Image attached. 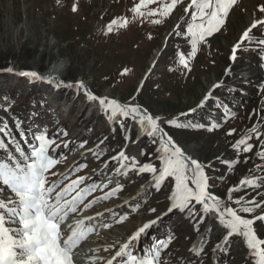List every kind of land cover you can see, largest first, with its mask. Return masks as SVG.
I'll return each mask as SVG.
<instances>
[{"label": "rangeland", "instance_id": "rangeland-1", "mask_svg": "<svg viewBox=\"0 0 264 264\" xmlns=\"http://www.w3.org/2000/svg\"><path fill=\"white\" fill-rule=\"evenodd\" d=\"M139 2L0 0V59H7V65L0 69V119L6 128L0 140L7 151L22 159L16 148L30 155L31 145L37 143L34 136L46 133L55 140L49 154L58 161L50 170L55 175H48L50 183L58 181L62 187L84 176L86 184L101 185L95 193L85 194V202L116 187L117 182L122 185V190L108 200H99L90 208L79 205L66 222L75 226V220H83L86 229L91 227L75 248L94 247L88 264H107L129 236L157 216L158 222L134 242V255L141 257L157 241L172 236L162 255L165 264H257L239 235L223 245L226 232L203 213L202 206L193 202L195 216L187 210L168 211L174 178L166 179L157 190L150 173L129 170L127 175L117 174L115 169L121 162L111 157L121 151L135 157L140 165L152 163L159 169L158 143L154 144L131 118L110 119V111H105L98 100H89L85 90L75 85L82 81L93 95L139 105L161 121L176 118L178 123L204 124V128L166 124L164 128L204 165L208 191L223 202L222 207L238 210L240 205L235 201L239 198H243L241 203L253 198L264 201V183L259 182L264 178V156L259 155L264 151V44L258 43L264 38V26L253 29L252 39L241 42L235 61L230 59L243 32L253 21L264 19L260 11L264 0H237L220 31L207 37L194 57L189 55L190 37L185 34L195 10L189 7L191 0H180L166 17L161 14L163 6L171 0L146 4L141 8L144 17L131 11ZM73 4L77 5L75 12ZM150 12L155 15H148ZM113 19L117 24L108 33L107 26ZM156 20L160 22L154 23ZM181 54L187 59V68L179 63ZM53 65L61 66L60 75H47ZM249 66L259 67L260 75H245ZM32 71L40 78L21 75ZM18 80L21 82L12 91V82ZM217 83L220 87L213 89ZM210 90L212 95L203 108H198ZM42 96L47 102L44 106L40 103ZM194 108L196 112L181 116ZM213 124L217 126L209 131ZM253 128L260 133L259 138ZM230 130L235 131L229 135ZM246 137L253 144L250 152L245 153L243 146L233 147ZM85 140L87 144L81 148ZM98 149L99 155H94ZM6 155L0 149V160ZM82 164L86 167H80ZM254 178L258 180L256 186L241 184ZM233 188L235 191L230 192ZM135 203L140 204L138 209L130 207ZM153 208L155 213L150 211ZM124 210L129 211L126 221L116 223L111 219L113 212L118 218ZM238 214L253 219L257 238L264 240V220L255 219L264 215V207ZM104 223L111 227H103ZM64 229L62 224V236L66 238L69 232ZM217 244L227 251L217 250ZM201 246L203 252L197 256L193 249ZM120 259L113 264H120Z\"/></svg>", "mask_w": 264, "mask_h": 264}, {"label": "snow or ice", "instance_id": "snow-or-ice-1", "mask_svg": "<svg viewBox=\"0 0 264 264\" xmlns=\"http://www.w3.org/2000/svg\"><path fill=\"white\" fill-rule=\"evenodd\" d=\"M153 0H140L131 11L141 17L145 13L141 8ZM60 3V0H57ZM180 3V0H171L163 6L162 15L168 16L173 9ZM237 3V0H191L189 7H194L191 14V23L187 24L186 35L190 37L191 52L190 56H195L198 47L202 43H206V38L211 37L214 33L219 32L221 26L225 22V17L230 9ZM72 11H77V5L73 4ZM186 13L187 8L184 10ZM260 11L264 12V5L260 6ZM148 15H155V12H150ZM159 23V20L153 21ZM117 24V20L113 19L107 26V32L113 31V25ZM121 24V27L125 26ZM264 26V19H257L252 22L240 37V42H237L232 49L231 60L235 61L237 49L241 47V42L252 39V31L257 26ZM179 28V26H177ZM107 34V33H106ZM180 35L178 31L176 33ZM258 43L264 44V38L259 39ZM179 63L185 68L188 67L187 59L184 54L180 55ZM8 71H12L11 68ZM127 69H125V72ZM21 75L30 76L32 78H40L35 71L22 72ZM59 86V85H57ZM69 87L73 86L71 84ZM79 89H84L88 99L99 101V105L105 110L110 111V119H115L118 116L131 118L137 122L141 129L147 135L153 138V143H158L156 152L157 159L161 162L159 169L152 163H144L140 165L135 157L125 155L124 151L112 156L111 160L120 161V167L116 168L117 174L127 175L128 171L139 173L152 174V180L155 188L158 190L160 186L168 178H174L175 187L170 195V207L168 211L178 209L180 211L187 210L190 216H195L193 208L195 205L202 206V211L205 214H212L219 219V225L222 226L226 235L223 238V245L227 246L229 238L234 235H239L245 238L247 247L252 250L254 257L257 259V264H264V240L258 239L253 229V219H246L238 214L254 213L256 209L264 207V201L257 202L255 198L246 203H241L243 198L235 201L240 205L237 210L234 207H222L223 202L208 191V177L205 173L204 165L197 159H194L188 150L179 145L168 132L165 131L164 125L182 127V128H204V124L193 123H178L176 118L161 121L159 117H154L146 109L139 105L124 104L116 99H108L107 97L100 98L87 91L86 85L81 81L75 85ZM217 83L213 89L219 88ZM212 91L201 100L198 108H203L208 101ZM197 109H190L188 113H181V116H187L190 113L196 112ZM217 125L213 124L209 127L211 131ZM5 129H0V133H4ZM235 130H230L229 135ZM259 138L260 133L253 128L251 130ZM23 136L24 133L22 132ZM67 135V133H63ZM37 142L31 145L30 155L25 154L19 147L16 152L20 154L22 159H17L12 152L7 151V145L3 140H0V149L7 152L6 159L0 160V184L5 187H0V264H74L73 250L77 247L78 242L85 235V231H91L89 226L87 229L84 226L83 220H75V226L72 223H66L71 214L77 213L79 205L83 208H90L93 203L99 200H108L122 190V185L117 182L116 187L105 191L103 195L96 196L95 199H89L85 202V194L95 193L101 185L95 183L86 184V177L77 176L70 182L60 187V182H49L48 175H55L50 170L58 162L49 154V147L55 144L54 139H49L46 133H41L34 136ZM248 137L239 139L234 145V148L243 146L245 153L253 149V144L247 142ZM103 141H101V144ZM87 141L80 144L84 148ZM63 146L67 148L69 145L64 142ZM60 145L56 144V148ZM55 151V148L52 149ZM143 154V153H142ZM94 155H99V149ZM259 155L264 156V151ZM130 161V163H124ZM86 167V165H80ZM108 167L107 162L105 168ZM123 169V173H121ZM260 183H264V178H261ZM112 181H109L111 184ZM257 179L242 180L241 184L256 186ZM86 184L84 187L80 185ZM191 185V186H190ZM107 188L108 185H103ZM7 191H6V190ZM235 191V189H229ZM9 193L11 195H9ZM74 193V194H73ZM126 204L128 202H125ZM139 203H135L130 207L138 209ZM108 211H111L110 209ZM155 213L156 209H150ZM97 215H102L98 213ZM129 211L124 210L117 218L116 213H112L111 219L116 223H123L128 219ZM91 220L92 217H86ZM159 216L149 219L144 222L127 241L124 242L115 255L107 262L113 264V261L120 259V264H165L162 260V255L169 248L172 236H168L166 240H159L148 252L138 257L132 252L134 242L138 240L141 234L153 227L158 222ZM257 220H264V215L256 216ZM203 220V217H200ZM199 222V221H198ZM65 225L64 231L69 232L66 238H63L61 225ZM105 228L111 227L110 224L104 223ZM216 249L226 252L227 248L221 244L216 245ZM197 256L203 252V247L193 249Z\"/></svg>", "mask_w": 264, "mask_h": 264}, {"label": "bare ground", "instance_id": "bare-ground-1", "mask_svg": "<svg viewBox=\"0 0 264 264\" xmlns=\"http://www.w3.org/2000/svg\"><path fill=\"white\" fill-rule=\"evenodd\" d=\"M51 70V71H50ZM62 71V68L60 65H53L50 67V69L48 70V73L47 75L49 74H52V75H60V72ZM245 75L247 76H250V77H255V76H258L260 75V71H259V67L257 66H249L247 68V72L244 73ZM39 76V75H38ZM97 105V104H96ZM140 127V126H139ZM143 133H146L143 129H142ZM147 134V133H146ZM187 149V148H186ZM189 154H191V152L189 151V149H187ZM192 155V154H191ZM126 163H130V162H126ZM123 171V169H121ZM210 216V219L212 221H214L215 224L219 223V219L217 216H214L212 214H209ZM213 218V219H212ZM70 223H73V222H70ZM242 242H246L243 238ZM94 247H87L86 245L82 246L81 248H77V249H74L73 252H74V257H73V260H74V264H88L89 262H91V257L89 255H91V253H93L94 251ZM250 254L251 256L257 260L258 258L254 257L253 255V252L250 251Z\"/></svg>", "mask_w": 264, "mask_h": 264}, {"label": "trees", "instance_id": "trees-1", "mask_svg": "<svg viewBox=\"0 0 264 264\" xmlns=\"http://www.w3.org/2000/svg\"><path fill=\"white\" fill-rule=\"evenodd\" d=\"M7 65V59H4V58H1L0 59V69H2V68H4L5 66ZM21 81H13L12 82V91L13 90H15V87H17V84H19ZM11 91V90H10ZM3 96V93L2 92H0V98ZM40 103H41V106L43 105H46L47 104V102L45 101V99H44V96H42V99H41V101H40ZM13 117V116H12ZM0 129H5L6 130V128H5V122L4 121H2L1 119H0ZM153 152H154V150H153Z\"/></svg>", "mask_w": 264, "mask_h": 264}, {"label": "water", "instance_id": "water-1", "mask_svg": "<svg viewBox=\"0 0 264 264\" xmlns=\"http://www.w3.org/2000/svg\"><path fill=\"white\" fill-rule=\"evenodd\" d=\"M240 238L243 239L242 236H240ZM248 249H249V248H248ZM249 251H252V250L249 249Z\"/></svg>", "mask_w": 264, "mask_h": 264}]
</instances>
